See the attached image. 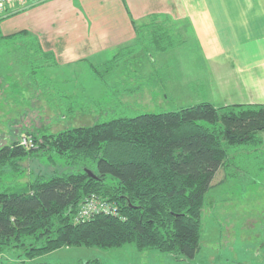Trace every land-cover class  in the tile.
Returning a JSON list of instances; mask_svg holds the SVG:
<instances>
[{
    "label": "trees",
    "instance_id": "obj_1",
    "mask_svg": "<svg viewBox=\"0 0 264 264\" xmlns=\"http://www.w3.org/2000/svg\"><path fill=\"white\" fill-rule=\"evenodd\" d=\"M152 18L140 26L133 20L138 46L146 40L158 52H169L184 45L174 24ZM56 64L54 54L45 52L32 32L3 35L0 30L1 91L11 85L23 98L19 81H25L33 88L31 97L42 95L48 104L54 93L66 103L60 120H67L79 101L42 77ZM262 132L264 104L218 108L208 102L58 132L24 126L11 142L0 145V189L3 178L23 175L24 163L47 151L71 171H55L49 179L40 174L26 192L0 190V249L29 246L26 255L34 259L62 248L107 250L133 244L139 252L194 259L201 249L206 195L227 176L244 172L238 159L262 148ZM23 138L30 142L27 146ZM90 198L116 212L81 216Z\"/></svg>",
    "mask_w": 264,
    "mask_h": 264
},
{
    "label": "rangeland",
    "instance_id": "obj_2",
    "mask_svg": "<svg viewBox=\"0 0 264 264\" xmlns=\"http://www.w3.org/2000/svg\"><path fill=\"white\" fill-rule=\"evenodd\" d=\"M20 12H12L0 21L3 35L22 31L4 34L2 26L3 21ZM151 56H155L156 63H152L155 59ZM42 77L61 86L65 96L79 101L74 106L76 112L67 120H60L66 113L62 110L64 99L54 93L49 104L42 95L35 99L31 97L33 88L25 81H19L24 99L18 96L20 92L14 93L11 85L2 91L0 87V145L11 142L8 139L16 136L12 134L24 126L31 125L40 133L58 132L124 116L178 111L204 101L208 92L203 84L209 82L206 62L191 40L169 52H158L150 41L142 40L139 46H130L119 56L114 53L70 67L46 68ZM261 136L262 148L238 159L244 172L227 176L206 195L201 249L194 259L176 260L158 251L139 252L133 244L107 250L62 248L30 259L27 246L0 249V264H76L93 259L103 264H264V132ZM241 156L244 155H238ZM24 167L23 175L3 178L0 190L26 192L29 183L40 174L49 179L55 171H71L64 160L50 151L26 161Z\"/></svg>",
    "mask_w": 264,
    "mask_h": 264
},
{
    "label": "crops",
    "instance_id": "obj_3",
    "mask_svg": "<svg viewBox=\"0 0 264 264\" xmlns=\"http://www.w3.org/2000/svg\"><path fill=\"white\" fill-rule=\"evenodd\" d=\"M19 10L2 22L4 34H36L56 67L119 56L139 43L133 20H168L206 62L208 93L200 103L264 104V0H46L12 5L0 17Z\"/></svg>",
    "mask_w": 264,
    "mask_h": 264
},
{
    "label": "built area",
    "instance_id": "obj_4",
    "mask_svg": "<svg viewBox=\"0 0 264 264\" xmlns=\"http://www.w3.org/2000/svg\"><path fill=\"white\" fill-rule=\"evenodd\" d=\"M46 0H0V15L5 12V10L12 5L26 6L30 3H41ZM30 142L28 139L22 141V144L27 146ZM93 212H106V213H115L116 210L111 206L107 205L105 202L98 199H88L82 205L81 216H88Z\"/></svg>",
    "mask_w": 264,
    "mask_h": 264
},
{
    "label": "water",
    "instance_id": "obj_5",
    "mask_svg": "<svg viewBox=\"0 0 264 264\" xmlns=\"http://www.w3.org/2000/svg\"><path fill=\"white\" fill-rule=\"evenodd\" d=\"M91 176H94L92 173H90ZM131 206V205H130Z\"/></svg>",
    "mask_w": 264,
    "mask_h": 264
}]
</instances>
